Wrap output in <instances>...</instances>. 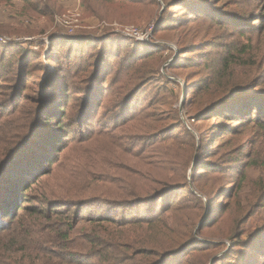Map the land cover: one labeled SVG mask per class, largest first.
I'll list each match as a JSON object with an SVG mask.
<instances>
[{
    "label": "rangeland",
    "instance_id": "rangeland-1",
    "mask_svg": "<svg viewBox=\"0 0 264 264\" xmlns=\"http://www.w3.org/2000/svg\"><path fill=\"white\" fill-rule=\"evenodd\" d=\"M33 1L0 0V164L23 141L24 154L9 169L31 154L35 136L33 147L46 143L37 136L41 112L51 106L43 83L62 77L72 87L55 124L68 137L24 193V205L42 208L44 217L22 212L31 232L26 245L14 241L13 255L49 245V208L99 197L108 180L116 187L140 172L153 174L155 187H175L171 202L177 197L181 211L194 214V201H202L191 232L197 240L182 252L187 264L206 247L205 264H241L227 259L229 236L252 237L264 226V0H50L46 15L29 9ZM88 62L99 89L87 81L92 88L79 92L74 86L89 74L80 67ZM34 63L46 70L27 72ZM93 96L98 129L75 133ZM244 112L243 120L233 118ZM0 177L3 188L10 180L6 172Z\"/></svg>",
    "mask_w": 264,
    "mask_h": 264
},
{
    "label": "trees",
    "instance_id": "trees-1",
    "mask_svg": "<svg viewBox=\"0 0 264 264\" xmlns=\"http://www.w3.org/2000/svg\"><path fill=\"white\" fill-rule=\"evenodd\" d=\"M49 1H33L29 4V9L32 12L46 15L49 10ZM107 34L113 33L108 32ZM60 35L52 32L51 38L57 40ZM1 56L5 58L3 53ZM35 58L39 56L35 55ZM50 60L52 65L55 60L53 58ZM16 62L22 67L23 63L20 58ZM38 64H33L34 70L27 69L26 71L29 73L36 71ZM89 65L91 64L88 62L87 65L80 66L84 68V72L88 71L89 74L75 83L74 88H80L79 92L85 90L86 93L92 88L86 85L87 81L92 83L93 89L99 87L100 76H97V67L88 68ZM46 66V63L43 66L38 65L44 70ZM60 69L56 67L58 70L56 73H60ZM43 85H45L43 86L45 92L51 96L48 98L51 99L48 103H51V106L45 109V112H41L42 126L45 131L41 127L37 136L39 134V137L40 135L46 137V143H38L36 148L33 147L38 140L35 136L36 139L27 145L30 148L26 153L30 151L31 154L21 159L14 169L12 167L9 169L14 160L17 161L23 156L26 147L23 141L18 149L9 151L8 156L0 164V173L3 175L6 172L7 179L10 180L7 186L0 188V237L6 239H4L6 241L4 245L0 246V264H187L182 258V252L197 240L193 239L191 232L195 226L194 216L198 217L202 201H194V214L181 211L182 207L179 206L177 197L174 202H171L176 195L175 187L168 188L167 186L166 189L161 185L155 187L157 178L153 174L148 176L140 172L127 174L124 179L118 181L120 184L116 187L111 185L114 180H108L105 182L106 190L99 197L97 194L84 202L49 208L45 213H49L48 216H55L54 223L45 224L43 227L48 235L49 232L53 234L49 245L42 244L41 248H35L37 255H13L11 249L15 244L14 241L26 245L27 236L31 232L30 223L24 225L21 222L22 217L24 218L22 212L24 215L44 217L42 208L24 205L23 201L27 200L24 193L28 192L29 183L35 181L34 173L39 169L43 170L50 160L53 162L55 152L62 148L63 140L68 137V132L64 127L55 128V126L65 117L62 107L66 103L67 90L72 85L66 84L62 77L61 80L55 79L53 84L43 83ZM95 93H98V90ZM95 99L96 96L91 99L92 106H90V112L88 111L87 119L86 115L85 119L76 117V127L72 129L75 133L78 130L86 134L97 131L94 130L98 129L97 126L91 125L94 121L91 113ZM225 99L230 98L223 97L221 100ZM34 109L36 108L32 106L27 119L32 123ZM252 109L253 107L247 111V114L253 115L255 111L252 112ZM245 115L244 112L233 118L243 120ZM21 151H23L22 154ZM7 165L9 170H2ZM147 182L153 184V187L147 189ZM41 202L44 201L42 199L36 201L38 205ZM57 203L56 201L55 204ZM46 204L49 205L50 202H45L43 205ZM210 212L211 206L209 205L206 216ZM45 218L50 220L46 216ZM8 232L12 234L8 235ZM253 234L252 237L246 236L243 239L240 235H230L229 240L233 245L227 259H241V264H260L264 260V226ZM31 241H34V238ZM75 245L83 251H74L73 246ZM210 249L211 247L201 248L199 250L201 259L195 264H205L208 259L207 252ZM19 251L22 252V250ZM237 251L240 253L239 256H237Z\"/></svg>",
    "mask_w": 264,
    "mask_h": 264
}]
</instances>
